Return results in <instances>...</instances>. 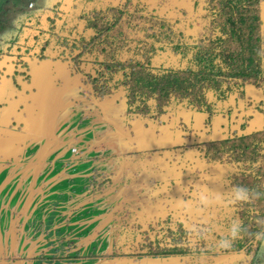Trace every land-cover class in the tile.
<instances>
[{
  "label": "flooded vegetation",
  "instance_id": "obj_1",
  "mask_svg": "<svg viewBox=\"0 0 264 264\" xmlns=\"http://www.w3.org/2000/svg\"><path fill=\"white\" fill-rule=\"evenodd\" d=\"M35 2L38 3L37 6L33 3L34 9L39 7L40 0ZM259 6L256 8L258 14ZM147 10L149 9H107L119 16L120 25L104 35L96 31L90 35L89 56L97 64L88 68L86 79L81 82L83 87H63L59 93L52 95V87L49 86L31 89L15 84L10 89L14 92V98L11 95H7L9 98L6 97V100L0 98V118L6 117L5 120H0V156L6 152L9 154L7 159L0 161V264H29L31 259L21 249L38 248L44 243V239L39 240V235H30L25 230L29 221L31 224L35 223L33 217L40 206L36 196L41 192L44 160H39L36 156L43 142L30 144L27 141L23 152L14 154L10 150L9 132H13L16 125L22 129L29 120L27 118L35 115L33 110L36 111L34 107L38 104L44 111L43 116L55 117V134L58 133V122L65 116L71 118L78 113L81 117L89 118L92 114H97L103 118L100 108L93 105V99L99 103H107V99L111 101L113 95L105 98V94L110 93L115 86L121 92L119 99L124 101L116 100L115 103L121 104L118 109L104 108L103 113L109 118L128 116V109L131 108L137 119L144 112L143 106H139V92L145 90L156 94L153 115L163 116L171 124L165 143L156 144L155 148L171 143L173 145L167 147L169 151L197 147L200 150L204 148L207 152L227 148L241 153L238 158L240 164L235 162L226 170L216 167L210 172L218 173L216 181L221 178V173H225L223 171L232 172L237 181H232V184H237L236 188L248 189L251 202L240 200L246 206L243 209L236 199L237 191H232L234 196L222 199L227 204L218 210L211 192L203 202L206 207L194 219H186L185 224L176 228L178 234L189 235L192 241L186 242L184 246L177 244L169 247L168 256L174 262L177 261V264H227L228 258L233 260L229 264H264V206L251 209L253 200L257 202L264 199V170H260L263 167L258 166L256 157L257 153L261 154L260 162L264 157V63H259L261 59L258 54L264 52V36L260 31L261 15L257 21L256 36H252L250 5L246 3L237 7L233 0H222L217 3L210 17L212 28L208 31L207 42L200 34H196L200 37L194 40L189 35H194L199 32L200 27L203 28L200 22L204 20L199 21L197 17L202 14V8L198 12L189 6L166 9L157 7L150 12ZM110 21L113 22L114 19ZM111 22L107 23V30ZM141 36L148 37L146 39L152 40V43H141ZM157 42H160V46L155 47ZM92 49H100L101 53L92 54ZM166 53L179 57V65L173 63L176 59L172 62L164 60L161 56ZM137 54L144 56V63L148 64L157 57L155 62L161 65L156 75L149 74V70L141 73L135 59ZM101 55L103 57L98 58ZM181 63L187 65L182 67ZM81 76L83 77L82 74ZM150 76L156 79H151L152 83L147 84L145 78ZM141 78L145 83L143 86ZM242 81H247L249 85L252 83L259 91L253 94L243 89ZM38 90L42 93H36ZM118 93L114 91V95ZM171 95H174L171 106L164 109V99ZM77 102L85 107L77 111ZM12 103L13 107L10 109ZM126 104L128 109L124 107ZM7 108L10 110L5 111ZM195 115H199L203 121L195 123L193 120L189 124L185 121ZM12 116L18 120L15 125L9 120ZM211 120L214 127L207 129L206 125ZM122 128L127 132L121 138V145L137 148L132 140L135 130L130 129L129 120L126 119ZM22 134L25 135L26 132ZM206 158H209L207 153L204 154V159L194 163L199 168L197 179L205 172L202 167ZM34 207L37 209L31 217L30 212ZM227 207L226 211L234 214L231 218L221 214L223 208ZM42 220V217L39 218L31 227L37 226L38 229ZM202 221L206 222V228ZM232 229L237 230L235 238L232 236ZM29 239H34V243L31 244ZM246 251L248 257L242 253ZM23 254L27 255L24 259ZM40 256L39 252L33 256L32 263L35 264ZM17 258L23 259L22 263H16Z\"/></svg>",
  "mask_w": 264,
  "mask_h": 264
},
{
  "label": "crops",
  "instance_id": "obj_2",
  "mask_svg": "<svg viewBox=\"0 0 264 264\" xmlns=\"http://www.w3.org/2000/svg\"><path fill=\"white\" fill-rule=\"evenodd\" d=\"M187 1L40 0L39 7L36 9L33 6L31 8L29 6L27 8H18L12 3H9L3 15L2 20L4 21L0 23V49H2L0 53V98L6 100V97L9 98L7 95H11L14 98V92L10 89L15 84L16 86L32 87L34 89L46 86L56 88L83 87L81 82L86 79L85 74L88 68L92 67L93 64H97V61L95 62V59L90 58L89 54H87V50H90L91 46L85 50L83 49L84 54L82 58L86 63L82 67L80 65V70L83 68L81 73L83 75L82 77L78 71L79 64H76V61L73 62L72 56H76L79 53V50L77 51L76 49L81 45L86 48L85 42L88 40L87 38L93 35L95 31L98 34L104 35L112 28L117 29L119 27V16L107 11L108 8L121 9L128 6L130 9L137 7L149 10L157 7L166 9L167 7H182V5L188 4ZM221 1L191 0L193 6L197 9L211 4L217 5ZM25 9L28 11L24 12ZM53 11L56 12L53 13ZM259 14L261 15L262 22L261 35L264 36V17H262L264 15V2L259 6ZM111 19H114V21L111 22ZM29 20L30 22H28ZM108 22L111 23L108 25L107 30L106 25ZM19 28L20 31L18 32L16 29ZM146 38L148 37L142 38L141 36L140 42L152 43V40ZM78 40H80V45ZM262 40L264 42V37ZM154 45L155 47L160 46V42ZM258 54L261 59L259 63L262 65L264 63V52ZM102 57L101 55L98 58ZM161 57L171 62L173 59H176L173 63L177 66L179 65V57L177 56L173 57V55L166 53ZM143 58L144 56H140L139 54L135 56L139 70H142L141 73L149 70V74L156 75L161 65L159 63L156 64L155 60L157 57L154 61L152 59L153 62L150 64L144 63ZM90 60L91 64H88ZM187 60L189 61V57ZM148 65L150 66L146 68L145 66ZM181 65L183 67L187 63H181ZM51 77H53L52 82L49 84L48 82ZM151 79L155 80L156 77L150 76L145 78V82L151 84ZM141 83L142 86L145 84L144 81ZM259 84L262 85L261 82ZM252 85V83L250 85L244 83V89L256 94V91L258 92L259 89L254 88ZM117 91L119 93L114 95V89L110 90L113 97L111 101L107 99L106 106L108 105L110 108L121 107L119 103H112L116 100L118 102L124 101L119 99L121 94L120 89ZM139 93V106H143L144 109L142 115H138L136 119L132 114V109H128L126 104L124 107L128 109V116H119L117 117L118 119H115L116 117L110 118L111 120L114 119L112 121L120 125V129H122L126 119L129 120L130 129L135 130L134 139L132 138V140L137 148L134 146H122L120 143L121 138L119 137L124 138L125 136H122L117 130L115 133L116 136L109 130L106 131V135L102 140L99 139L95 142L93 140V142L89 143L86 153L89 157L83 160V166L85 168L83 166L76 167V164L72 167H75L76 170H79L78 168H88L92 174L95 170L93 166L94 162L96 165H104L103 163L106 160L105 151L106 147H108L110 149L108 152L109 155L112 158H116L113 165L109 161L106 166L107 169L114 170L106 178L109 189L95 198L92 197L85 200L83 197H79L74 200V202L77 200L82 201L66 213L67 217L65 221L53 226V231L55 233L58 231L59 237L55 236L51 238L42 235L39 238V240L44 239V243L42 244V252L39 253L41 256L36 260L35 264H77L79 260L86 258V256L88 257L87 261L79 264H177V261L174 262L171 256H168V248L177 244L184 246L186 242L192 241L189 235L183 236L178 234L176 232L177 226L185 224L186 219H194L196 214L206 207L204 206V201L209 198L211 192L213 193L212 200L216 201L215 208L217 207L218 210L221 206L227 204L223 203L222 199H229L234 196L232 191H236L237 184L235 186V184H232V181H235V183L237 181L236 177L232 176V172L228 173L227 171H223L225 173H221L219 175L221 178L216 181L218 173L210 172V170L216 167L226 170L236 161L240 164L238 158L241 156V153L238 151L236 152L226 148L217 150V152H207L204 148L200 150L196 147L192 148V153H190L191 150L187 148L167 150V147L173 145L171 143H168V146L163 144L159 148L144 146L143 144L139 145L140 136H143L145 139L161 138L165 130H169V124H171L163 116L158 117L156 115L154 118L151 114L147 113L148 109L154 110L156 106L157 96L155 93L151 92L150 94V92L148 93L145 90ZM172 99H174V95L164 99V101L172 102ZM12 107L13 103L10 104V109ZM10 109L7 108L5 111ZM34 109L36 110H33L35 115L27 118L29 120L22 128V133L28 130L32 119L37 118L38 125L30 135L41 137L46 135L44 122L48 116L42 115L44 111L40 110L39 104ZM37 114L38 116H36ZM5 118L2 117L0 120L3 121ZM201 119L199 115H195L187 118L185 121L189 124L193 120L199 121ZM9 120L14 125L18 121L13 116L9 117ZM80 121L78 118H74L69 121V124L71 125L73 122L79 124ZM54 122L55 117L53 118V124ZM87 122L89 124L91 123L93 130L96 129L93 125L99 124L96 118L90 119ZM78 129L80 128L75 124L72 132L76 131L78 134V132H81ZM101 132L103 133L104 130L101 129ZM9 133V138H11V142L9 143L10 150L11 152H15L19 148L13 141L15 132ZM67 135L64 133L61 137ZM96 135L97 133H92L91 136ZM111 137H114L117 141L113 147L110 144L112 139L109 138ZM95 143L96 145H94ZM151 143L152 141H150L149 145ZM100 146V154H96L94 159L90 158L94 149ZM206 153L210 159L206 158L207 160H203V162H206L203 164L204 167H202V170H205V172L200 174V179H197L199 168L194 163L204 159V154L206 155ZM72 154L74 156L72 157L75 159L79 158V156H84L83 153ZM98 156L102 157L101 161L96 160ZM42 169L44 170L43 167ZM51 169L49 171L44 170L41 191L47 188L46 185L51 179H48L47 174L51 172ZM79 171L85 172L84 170ZM57 176H60L59 173ZM99 198L107 200L108 202L111 200L114 202L111 211L99 214L97 211L94 212L92 206H89V208L85 207V209L81 210L82 207ZM36 209L37 207L31 209V217ZM226 210H228V207L226 209L223 208L221 214H225L229 218L233 217L234 214L231 215ZM41 213L35 218V223L41 217ZM76 213L80 217L86 216L88 218L85 224H83L84 226H80V230L90 232V234L84 238H78L75 236V229L69 231V237H63L62 233L66 229L63 227L73 228L75 224L80 223H68L70 217ZM40 232V234L45 233L44 230ZM66 232H68L67 229ZM70 239L71 241L67 243ZM59 245L61 252H57L56 249ZM52 251L53 253H51ZM34 255H28L31 259L29 264H33Z\"/></svg>",
  "mask_w": 264,
  "mask_h": 264
},
{
  "label": "rangeland",
  "instance_id": "obj_3",
  "mask_svg": "<svg viewBox=\"0 0 264 264\" xmlns=\"http://www.w3.org/2000/svg\"><path fill=\"white\" fill-rule=\"evenodd\" d=\"M12 1H15L16 2V0H0V20H2V17L1 16H3L4 15V13L6 12V8H7V6H8V4L9 3H12ZM187 1V0H186ZM187 3L188 4H185L184 6L182 5V7L184 8V7H188L189 6V8L190 9H195V11H197V10H200L201 8H199V9H196L194 6H193V3L191 2V0H188L187 1ZM210 7V8H209ZM124 8H128V6H125ZM138 9H144V8H140V7H137ZM214 8H216V5H209V6H206V8L204 7V8H202L203 9V12H202V14L200 13L199 14V16H197L198 18H199V21H201V20H204V21H201L200 23H202V26H203V28L202 27H200V30H199V32H197V33H194V35L193 34H191V33H189V35H191L192 37V40H194L195 38H197V37H200V36H202V38H204L207 42H208V34H209V32L208 31H210V29L212 28V25H211V23H210V17L212 16V14H213V11H214ZM129 9V11L130 10H132V9H130V8H128ZM133 9H136V8H133ZM57 11V10H56ZM56 11H53V13H55ZM148 12H150V11H153V9L152 10H147ZM198 12V11H197ZM197 12H195L196 13V15L198 14ZM206 17H208V18H206ZM262 17H264V15H262ZM195 19H197L196 17H195ZM206 24V25H205ZM206 26V28H204ZM196 34H200V36L199 35H196ZM203 34V35H202ZM196 35V36H195ZM100 36V35H99ZM88 40L85 42V47L86 48H84L83 47V45H81L80 47H78V49H76L79 53L76 55V56H72V60H73V62H75L76 61V64L78 63L79 65H81V67H82V65H85V60L82 58V56H83V54H84V50L85 49H87V47H89L90 46V42H89V40H90V38H87ZM78 43H79V45H80V40H78ZM70 51H71V49L70 48H68ZM84 49V50H83ZM42 50H44V48H42ZM83 51V52H82ZM95 53H101L100 52V49L99 50H95V49H92V54H95ZM87 54H90V50H87ZM90 57V56H89ZM90 63V61H88V64ZM82 70H83V68H81V70H79V73H82ZM54 77V76H53ZM53 77H51L50 79H49V84H51V82H52V78ZM243 82V81H242ZM243 83H246V85H249L248 83H247V81H245V82H243ZM255 87V86H254ZM31 89H33L32 87H30ZM40 88V87H39ZM243 88V87H242ZM38 89V88H37ZM244 89V88H243ZM36 93H38V92H36ZM33 94V93H32ZM34 95H35V93H34ZM91 99H93L92 97H91ZM116 102V101H115ZM93 105L94 106H97V102L93 99ZM71 107V106H70ZM69 107V108H70ZM85 106L83 105V104H79V102H77V109H78V111L79 110H82L83 108H84ZM98 110H99V108H98ZM100 111V110H99ZM77 115H78V113H77ZM37 116V115H36ZM100 116H97V114H92V118H96V119H100L99 118ZM64 119H65V121H64V123L65 124H68L69 123V120H68V118H67V116H65L64 117ZM34 121V119H32V122ZM87 121H89V120H87ZM87 121H85L83 124H82V128H80L79 129V131H81V132H85L86 134H84V136H77V138L74 140V141H76L75 143H76V145H77V147H78V149H79V151L81 152V153H83L84 154V156H79V159H76L75 161L72 159L71 160V162H69V166L66 168V169H61V172H59V175H60V173H63L64 174V176H63V174L59 177V176H57V174H55L53 177H55V179L56 178H58L55 182H53L52 183V187H49V184H47L46 185V189L45 190H42L41 192H40V194L39 195H37L36 196V199H37V204H39L40 206H39V208H38V210H37V212H36V215L33 217V220L38 216V214H39V212L42 210V209H45L46 208V206H48V208H47V210H46V215H45V217H44V219L42 220V222H41V227H39L38 229L36 228V227H31V226H34V224H31V222L29 221V224H27V226H26V228H25V230H26V232H28L30 235H33V234H36V235H39L40 237L42 236V235H46L47 237H51V238H54L55 236H57V237H59V233L58 232H54L53 231V227L51 228L52 230H50V227H47V224H49L50 222H52V221H54L56 218L58 219V214H60V213H63L64 212V210H66V208L68 207V206H70V205H72V203L74 202V200L76 199V198H79L80 196H82V192H81V189L79 188V186H74V184H73V182H72V180H70L69 181V179L70 178H68V175L71 173V171H74L73 169H76L75 167H72L73 165H75L76 164V167H82L83 165H84V162H83V160H85L87 157H89V155H87L86 153H87V151H83L82 150V148H80V147H82L83 145H85V144H83V141H91V140H94V141H98V139L100 138V137H102V136H100V134H101V128H103L107 123H108V120H107V118L105 119V122L104 123H106V124H102V126L100 125H97V127H96V129H94V131L92 132V127H91V123L89 124ZM200 121V120H199ZM201 121H203V118L201 119ZM63 123V124H64ZM195 123H197L196 121H195ZM63 124H62V127H61V131L63 132V130H64V127H63ZM76 123H74L73 122V125H71L70 127H68L67 128V130L68 131H70L71 132V130L74 128V125H75ZM207 127V129L209 128V127H214V125H213V120H211V122L210 123H207V125H206ZM169 130H170V128H169ZM168 130V131H169ZM104 131H107V130H104ZM167 130H165V132H164V134H163V136L161 137V138H158V137H156V138H151V139H145L143 136H140L139 137V145H144V146H154V145H156V144H162V143H165V141H166V137H167V135H168V132ZM81 132H78V133H81ZM91 132L92 133H94V134H96L97 133V135L96 136H91L92 134H91ZM74 133H76L75 131H73V132H71V138L73 137V135H74ZM170 134H171V132H170ZM264 135V134H263ZM103 138V137H102ZM82 140V141H81ZM100 140H102L101 138H100ZM152 141V143H151V145H149V143H150V141ZM116 140L113 142L112 140H111V142H110V144H111V146L113 147V146H115V144H116ZM148 143V144H147ZM16 144V143H15ZM60 144H61V142L59 143V145H58V147L59 148H62V147H60ZM146 144V145H145ZM102 145H103V143H102ZM109 146V145H108ZM100 148L101 147H96L95 149H94V151L92 152V154L90 155V158H92V159H94L95 158V155L97 154V155H99L100 154ZM54 149V148H53ZM66 150H68V148L66 147ZM109 148L108 147H106V151H105V154H106V160L104 161V167L107 169V163H109V161L110 162H112V165L115 163V160H116V158H112V156L111 155H109ZM48 156V155H47ZM61 156H62V151H60L59 150V154L57 155V158L59 159V161H61ZM260 156H261V154L259 153H257V155H256V157H257V161L259 162V164H258V166H262L263 168H259L260 170H264V157H263V159L261 160V162H260ZM57 158L56 157H54L49 163L51 164V166L53 167V166H55L54 167V172H53V174L55 173V171L58 169L59 170V168H62V167H59L58 166V163H57ZM210 159V158H209ZM235 161V160H234ZM44 162H46V161H44ZM237 162V161H236ZM257 164V163H256ZM242 165V164H241ZM86 166H88V164H86ZM93 166H94V169H95V171H99L97 168H99L100 166L99 165H96L95 164V162L93 163ZM42 167L44 168V169H47V168H49V165L47 164V163H43L42 164ZM51 167V168H52ZM84 167V166H83ZM85 168V167H84ZM79 170H84L85 171V174H87L88 173V175L89 174H91V172L89 171V169L87 170V169H81V168H78ZM44 171V170H43ZM252 171H253V169L252 170H250V172L252 173ZM258 172H260L259 170H257ZM52 180H53V178H52ZM51 182V181H50ZM49 182V183H50ZM76 182H77V180H76ZM100 186V184H96V186ZM42 187V186H41ZM52 191H55V196H52ZM52 192V193H51ZM48 193V194H47ZM51 193V194H50ZM49 195H51V196H49ZM55 197V198H54ZM251 198H250V196H248V199L247 200H242V201H247V202H251ZM253 204L254 205H251V209H260V208H263V206H264V199H263V201H257V202H255L254 200H253ZM238 203L240 204V205H242V208L243 209H246V206H244V204L240 201V200H238ZM12 213V212H11ZM0 222H2L1 221V219H0ZM203 222V221H202ZM209 223V222H208ZM207 225L206 224V222H203V227L204 228H206V226L205 225ZM47 227V228H46ZM33 229V230H32ZM40 229H43L44 231L46 230V229H48V230H50V232H48V231H46L45 233H43V234H40L41 232L40 231H43V230H40ZM29 240H31V244L32 243H34V239H29ZM227 240H229V239H227ZM34 246V245H33ZM32 247V246H31ZM57 252H61V248H60V245L59 246H57ZM251 249V248H250ZM27 252V255H32V254H35V255H37V253L39 252H42V245H40V247H38V248H36V247H33V248H30V247H25V248H23V249H21V252ZM249 251V250H248ZM248 251H246V252H242V253H244L245 254V256L246 257H248V254H247V252ZM22 252V253H23ZM263 253H264V251H262ZM51 253H53V251L51 252ZM26 254L24 255L23 254V256H22V258L24 259L25 258V256H27ZM34 255V256H35ZM245 257V258H246ZM23 259H15V261H16V263L18 262V261H20L21 263H22V260ZM87 259H88V257L86 256V258H84V259H82V260H79L78 262H77V264H79V263H82V262H85V261H87ZM228 262H227V264H229L231 261H233V260H231L230 258H228V260H227ZM1 264H5L4 262H2Z\"/></svg>",
  "mask_w": 264,
  "mask_h": 264
},
{
  "label": "trees",
  "instance_id": "obj_4",
  "mask_svg": "<svg viewBox=\"0 0 264 264\" xmlns=\"http://www.w3.org/2000/svg\"><path fill=\"white\" fill-rule=\"evenodd\" d=\"M233 1H235L236 2V5H237V7H240V6H242L243 4H249L250 5V8H251V18H252V33H251V35L252 36H256V31H257V28H258V18H259V15L260 14H258V11L256 10V8L260 5V4H262L263 3V0H233ZM12 4L13 5H15L16 7H18V8H23V7H25V8H27V6H28V0H16V2L15 1H12ZM238 15H241L240 13H238ZM2 17V19H3V16H1ZM4 20H0V23H2ZM260 31H261V26H260ZM253 55H255V51H254V53H253ZM143 80V78H141V81ZM147 86V85H146ZM116 87V86H115ZM115 87H113L112 89H114V91H117L118 89L117 88H115ZM140 94V93H139ZM111 95H113L112 93H107V94H105V98H108L109 96H111ZM67 101H68V99H67ZM97 102V105H98V101H96ZM112 103H114V104H117V103H115V102H112ZM71 104V103H70ZM100 104H102V106H103V110H104V108L105 107H107L108 108V105L106 106V102H101ZM163 106H164V109H167L169 106H171V102H167L166 101V103H164V104H162ZM68 107H70L69 105H68ZM110 108V107H109ZM119 107H117V108H110V109H118ZM78 111V110H77ZM114 111H116V110H114ZM147 113L148 114H151V116H153L154 118H155V115H153V110H147ZM108 117V115L106 116L105 115V113H104V116H103V118H100V119H98V121H99V124H97V125H101L102 126V124H106V123H104L105 122V119ZM74 118H78V120L80 121L81 119H82V121H80V123L78 124V123H76L77 125H78V128H82V124L85 122V121H87V120H92L93 118H92V115L89 117V118H86V117H81V116H79V114L78 115H76V116H72L71 117V119H74ZM150 118V117H149ZM70 118H68V120L70 121L71 120ZM107 120L108 121H111V122H114V121H112V120H114V119H110L109 117L107 118ZM63 121H65V119H64V117H63V119L62 120H60L59 122H58V125H59V128H58V133L57 134H55L54 132V130H53V134H54V136H55V139H54V142L52 143V145H51V147L48 149V151H49V154H48V156L45 158V161L46 162H44V163H47L48 165H49V168H47V169H44V170H46V171H49L50 169H51V164L49 163L54 157H56L57 158V155L59 154V150L60 151H62V156H61V161H59V159L57 158V163H58V166L59 167H62V168H59V170L57 169L56 171H55V173L53 174V172H54V167L55 166H53L52 167V169H51V172L49 173V174H47L48 175V179H50L49 180V182L50 183H48L49 184V187H52V183L53 182H55L58 178H56L55 179V177H53L55 174H57V173H59V172H61V169H66L68 166H69V162H71V160L73 159L74 161L76 160V159H79V158H73L74 156H73V154L72 153H80V154H82L80 151H77V149H78V147H77V145H76V141H74L76 138H77V136H84V134H86L85 132H81V133H74V135H73V137L71 138V132H72V130H71V132L70 131H68L67 130V128L68 127H70L71 125H73V123H71V125L68 123V124H65ZM83 122V123H82ZM64 123V124H63ZM115 124H117L118 125V123H116V122H114ZM62 124H63V127H64V130H63V132L61 131V127H62ZM81 124V125H80ZM97 125H93L94 127H97ZM119 127H120V125H118ZM121 128V127H120ZM54 129V128H53ZM92 129H93V127H92ZM101 129H103V130H107V131H109V130H111V133L112 134H114L115 135V133H116V129L114 130L113 129V127L109 124V122L103 127V128H101ZM79 130V129H78ZM121 130H123V128L121 129ZM94 130H92V132H93ZM124 131V133L126 134V131L125 130H123ZM76 132V131H75ZM92 132H91V134H92ZM68 134L67 136H65V137H61V135H63V134ZM105 135H106V131H104L103 133L101 132V134H100V136H102L103 138L105 137ZM116 136V135H115ZM119 136V135H118ZM102 137H100L101 139H102ZM99 138V139H100ZM119 138H123V137H119ZM70 139H72V140H70ZM98 139V140H99ZM109 139H112V141L114 142L115 141V139H114V137H111V138H109ZM68 140H70V141H68ZM121 140V139H120ZM66 141V142H65ZM82 141V140H81ZM61 142V144H60V147H62V148H59L58 147V145H59V143ZM91 142H93V140H91V141H83V144H85V145H83L82 147H80V148H82V150L83 151H87V149H88V145H89V143H91ZM95 142V141H94ZM93 144V143H92ZM94 145H96V143L94 144ZM116 145V144H115ZM55 147H57V148H55ZM66 147L68 148V150H66ZM101 147V146H100ZM54 148V149H53ZM75 150L74 152L72 151V150ZM101 149V148H100ZM73 156V157H72ZM96 160L97 161H101L102 160V157L101 156H98L97 158H96ZM100 166V165H99ZM99 171H93L92 172V174H89L88 175V173L87 174H85V172H81V171H79V170H76V169H73L74 171H71V173L68 175V178H70L69 179V181L70 180H72V182H73V184H74V186H79V188L81 189V194H82V196H80V197H83V199H89V198H92V197H97V196H99V195H101V194H103V193H105L106 191H108V189H109V184H108V182L106 181V178L107 177H109L110 175H111V173L114 171L113 169H106L104 166H100L99 168H97ZM52 174V175H51ZM63 173H61L60 174V176L62 175ZM59 176V177H60ZM63 176H64V174H63ZM52 178H53V180H52ZM76 180H77V182H76ZM96 184H100V186L98 185V186H96ZM53 192V193H52ZM51 193H52V196H55V191H52ZM50 193V194H51ZM113 193V192H112ZM112 193H110V194H112ZM48 194V193H47ZM91 195H93V196H91ZM82 201V200H81ZM80 200H77V201H75V202H73L72 203V205H70V206H68L67 208H66V210H64V212H63V215H61L60 216V214H58V219L56 218L54 221H52V222H50L49 224H47V227H50V230H52L51 228L54 226V225H56V224H59V223H61V222H63V221H65V219H66V213L68 212V211H70V209L71 208H73L74 206H76L77 204H79L80 202H81ZM89 206H92V209L94 210V212L95 211H97L99 214H102V213H105V212H107V211H111V209L113 208V206H114V202L111 200V201H107V200H103L102 198H99V199H95L94 200V202H92V203H90V204H87L86 206H84V207H82L81 208V210H83V209H85V207L86 208H89ZM47 208H48V206H46V208L45 209H42L41 211H40V213H41V217L44 219V217H45V215H46V210H47ZM40 217V218H41ZM88 218H86V216H82V217H80V215L78 216L77 215V213L76 214H74V215H72L71 217H70V219H69V221H68V223H75V222H80V223H77V224H75L74 225V227L72 228V227H63V228H66L67 229V231L68 232H66V229H64V232L62 233L63 234V237H69L70 236V234H68L69 233V231H73V230H75L76 229V231H75V236L76 237H78V238H81V237H85V236H87V235H89L90 234V232H83V230H80V226H84L83 224H85V221L87 220ZM36 220V219H35ZM46 227V228H47ZM79 228V229H78ZM50 230H48V229H46L45 230V232L46 231H48V232H50ZM58 232V231H57ZM69 241H71V239L70 240H68L67 241V243H69Z\"/></svg>",
  "mask_w": 264,
  "mask_h": 264
},
{
  "label": "water",
  "instance_id": "obj_5",
  "mask_svg": "<svg viewBox=\"0 0 264 264\" xmlns=\"http://www.w3.org/2000/svg\"><path fill=\"white\" fill-rule=\"evenodd\" d=\"M33 3H35V6H37L38 2H35V0H28V6H29V4L33 5ZM111 8H113V7H111ZM113 9H116V8H113ZM28 22H30V20ZM16 30L19 32L20 28L16 29ZM1 52H2V49H0V53ZM60 89L61 88L52 87L51 94L54 95L57 92L59 93ZM47 105H48V103L46 102V106ZM97 106L100 108V110H101V112H102V114L104 116V113H103L104 110H103L102 104L99 103ZM37 116H38V114H37ZM108 122L113 127L114 130L116 129L118 132L121 133V135L124 134V131L121 130L117 124H115L114 122H111V121H108ZM54 124H55V122H54ZM54 124H53V117H49L48 116L47 120L44 122V130H45V134L46 135L41 136V137L30 135L31 133L34 132L33 129H35L37 127V125H38V119L37 118L34 119V121L30 124V126H29L28 130L26 131L25 135L24 134L22 135V132H19V133L17 132V131H20V130L22 131V129H20L18 125L14 126L13 132H15L14 133L15 137H14L13 141H14V144L16 143L18 145V147H19L14 152V154L23 152V149L26 147L25 143L27 141H30V144L43 142V145H42L41 149L38 151L36 157L39 158V160H45V158L49 154L48 149L51 147V145H52V143L54 142V139H55V136L53 134ZM30 144H27V146H29ZM55 148H57V147H55ZM7 157H9V154L6 152L4 155L0 156V161H4L5 159H7Z\"/></svg>",
  "mask_w": 264,
  "mask_h": 264
},
{
  "label": "clouds",
  "instance_id": "obj_6",
  "mask_svg": "<svg viewBox=\"0 0 264 264\" xmlns=\"http://www.w3.org/2000/svg\"><path fill=\"white\" fill-rule=\"evenodd\" d=\"M237 196L236 199L237 200H247L248 199V193L249 190L245 189V188H237ZM256 195H258V193H256ZM237 230L236 229H232V236L233 238H235L237 236ZM257 238H259V233L257 234Z\"/></svg>",
  "mask_w": 264,
  "mask_h": 264
},
{
  "label": "built area",
  "instance_id": "obj_7",
  "mask_svg": "<svg viewBox=\"0 0 264 264\" xmlns=\"http://www.w3.org/2000/svg\"><path fill=\"white\" fill-rule=\"evenodd\" d=\"M33 5L32 4H29V7L31 8ZM73 152L75 151L74 149L72 150Z\"/></svg>",
  "mask_w": 264,
  "mask_h": 264
},
{
  "label": "bare ground",
  "instance_id": "obj_8",
  "mask_svg": "<svg viewBox=\"0 0 264 264\" xmlns=\"http://www.w3.org/2000/svg\"><path fill=\"white\" fill-rule=\"evenodd\" d=\"M38 93H42V91L41 90H38Z\"/></svg>",
  "mask_w": 264,
  "mask_h": 264
}]
</instances>
